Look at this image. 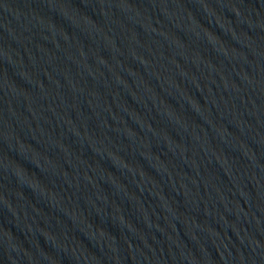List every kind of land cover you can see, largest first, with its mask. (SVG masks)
Returning a JSON list of instances; mask_svg holds the SVG:
<instances>
[{
    "label": "water",
    "instance_id": "1",
    "mask_svg": "<svg viewBox=\"0 0 264 264\" xmlns=\"http://www.w3.org/2000/svg\"><path fill=\"white\" fill-rule=\"evenodd\" d=\"M0 264H264V0H0Z\"/></svg>",
    "mask_w": 264,
    "mask_h": 264
}]
</instances>
